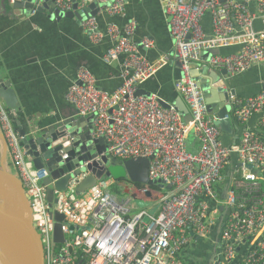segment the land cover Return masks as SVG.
Segmentation results:
<instances>
[{"label":"built area","instance_id":"1","mask_svg":"<svg viewBox=\"0 0 264 264\" xmlns=\"http://www.w3.org/2000/svg\"><path fill=\"white\" fill-rule=\"evenodd\" d=\"M70 2L55 0V5L65 11ZM160 2L180 62L174 86L187 104L189 122L173 105L163 106L158 94H135L170 56L164 54L150 61L140 49L152 48L154 43L148 37L140 40V46L135 43L134 21L123 27L110 24L105 34L96 31L94 18L81 23L91 38L107 36L112 40L101 59L107 64L120 60L122 82L117 89L105 91L84 67L65 93L79 116H93L90 135L104 138L108 154L119 160L150 158L149 179H162L171 185L154 215L146 208L131 214L138 207L132 197L120 198L108 189L122 182L126 185L120 187L122 193L128 189L138 199L149 201L145 196L149 186L102 178L85 193L76 194L85 175L80 174L68 181L65 190L56 192L64 240L55 242V221L48 213L47 190L42 182L47 170L35 168L27 160L20 135L0 99V131L29 196L44 264H183L176 258L179 251L192 234L203 237L208 233L219 205L226 209L220 237L224 259L230 263L237 247L245 244L242 259L234 264H264V190L259 181L264 178V89L240 96L230 85L236 76L264 64V0ZM107 9L111 16L126 15L124 0H112ZM206 16L210 18L209 32L203 27ZM212 49L226 53L202 59L201 52ZM191 62L216 72L226 71L224 84L212 86L222 96V100H215L217 110L226 108L222 117L216 110L207 111L204 93L189 75ZM218 120H229L232 132L222 131ZM233 127L241 128L237 142ZM190 136L198 142L196 151L188 149ZM227 165L230 171L225 177ZM221 184L224 193L219 191ZM145 216L149 217L147 223L143 222Z\"/></svg>","mask_w":264,"mask_h":264},{"label":"crops","instance_id":"2","mask_svg":"<svg viewBox=\"0 0 264 264\" xmlns=\"http://www.w3.org/2000/svg\"><path fill=\"white\" fill-rule=\"evenodd\" d=\"M96 1L102 4L105 2ZM79 2V8L85 6L83 0ZM124 3V17L111 16L108 7H100L92 17L95 19L96 31L105 34L110 24L123 27L126 22L134 21L135 43L140 46L143 37H148L154 43L152 48L140 49L150 61H155L164 54L170 56L169 61H176L160 0H124ZM3 7L4 4L0 0V77L10 82L27 117L40 111L63 114L65 117L73 115L77 109L65 99V93L75 81L80 68H88L95 77L97 86L105 91L111 92L121 85L120 60L107 64L101 59L112 46V40L107 36L100 40L91 38L75 18L58 20L50 18L47 13L35 11L26 16L21 11L12 12L10 2L5 3V9ZM71 7L72 1L69 9ZM257 26L261 28L260 22H257ZM203 27L207 32L210 31L209 16L204 18ZM178 76V69L174 65H166L159 69L153 78L142 83L141 87L172 101L176 95L182 98L174 86ZM233 79L230 85L236 89L238 95H254L262 90L264 64L254 66ZM209 83L210 86L213 85L211 78ZM239 130L241 131L240 127ZM188 142L194 151L198 149V142L192 136ZM0 163L17 173L9 151L3 152L1 138ZM117 186L123 188L126 185L119 182ZM223 188L224 184H221V193H224ZM151 190L155 199L162 193V189L157 187H151ZM148 200L151 206L156 204L154 199ZM225 214L224 207L222 212L214 215V224L209 226L205 236L190 233L188 244L179 251L176 258L183 264H229L224 257L221 261L222 256L218 253L223 229L222 218ZM243 252L236 260L242 259Z\"/></svg>","mask_w":264,"mask_h":264},{"label":"water","instance_id":"3","mask_svg":"<svg viewBox=\"0 0 264 264\" xmlns=\"http://www.w3.org/2000/svg\"><path fill=\"white\" fill-rule=\"evenodd\" d=\"M71 1V9L60 11L55 5V0H1L4 7L6 2H10L12 12L21 11V13L29 16L35 11L47 13L50 18L58 20L75 18L78 23H82L85 18L95 16L100 7H108L112 0L105 1L103 4L96 0H83L85 6L81 8H79V0ZM219 53H226V50L212 49L202 51L201 57L207 60L210 54ZM175 57L177 58L176 53ZM166 65H174L180 75L181 69L178 59L176 61H168L163 68ZM225 73V70L220 72L209 70L207 66H200L197 62L189 64V75L201 87L206 98L207 111L211 113L216 110L219 117H222L226 108L222 107L217 110L218 104L216 105L215 100L218 98L222 100V96L212 86L223 85ZM155 75L149 77L146 81ZM209 78L212 80V86H210ZM141 85L137 88L135 94L150 96L151 92L142 88ZM261 87L264 89V82L261 83ZM232 91L236 93L234 87H232ZM0 99L4 102L14 129L20 135V145L25 152L27 160H30L35 168L47 170V176L42 182L47 190L48 213L55 221V242L62 243L64 240L60 223L63 215L57 210L56 192L65 190L68 181L73 177L85 174L76 187V194L85 193L102 178H112L114 180L127 178L136 184L149 186L150 189L145 192V196L151 201L154 199L156 204L153 206H151L149 201L138 199L128 189H124L123 192L127 195L129 194L139 208H148L149 215L156 213L159 207V200L165 198L167 191L171 189V185L165 184L162 179H149L150 158L119 160L108 154L107 143L104 138H92L90 135L93 131L92 115L81 117L76 110L73 115L65 117L63 114H49L40 111L32 114L31 117H27L10 82L1 77ZM160 102L166 107L173 105L182 115L185 122L191 120L188 107L180 96L176 95L172 101L162 98ZM216 124L220 126L222 131L232 132L229 120H218ZM234 129V141L237 142L240 130L239 127ZM0 138L3 152L4 150L7 151L8 148L1 131ZM229 171L230 166L227 165L224 170L225 177H228ZM151 187L162 189V193H160L158 198L155 199L153 197ZM218 209L222 212L224 209L223 205H219ZM148 220V216L143 218L145 223ZM225 220L226 214L222 218V227H224ZM245 247V244L237 247V255L229 264H234L237 261L236 259L242 254ZM0 251L9 259V264H44L43 247L34 228L29 196L18 175L1 163ZM222 251L223 242L221 241L218 245V253L222 256L221 261L223 258Z\"/></svg>","mask_w":264,"mask_h":264},{"label":"rangeland","instance_id":"4","mask_svg":"<svg viewBox=\"0 0 264 264\" xmlns=\"http://www.w3.org/2000/svg\"><path fill=\"white\" fill-rule=\"evenodd\" d=\"M234 80V79H233ZM231 82H232V80H230V84H231ZM14 172V171H13ZM15 174H17L16 172H15ZM126 181H129V179H125ZM260 183H261V185H262V188H263V190H264V178H260ZM108 189L110 190V192L112 193V194H114V195H118L120 198H127V194H125V193H122L121 191H119L118 189H117V187L115 186V185H112V186H110V187H108ZM139 209V207H136V208H134L133 210H131L130 212H131V214H133V213H135V212H137V210ZM185 261V260H184Z\"/></svg>","mask_w":264,"mask_h":264},{"label":"bare ground","instance_id":"5","mask_svg":"<svg viewBox=\"0 0 264 264\" xmlns=\"http://www.w3.org/2000/svg\"><path fill=\"white\" fill-rule=\"evenodd\" d=\"M9 259L0 251V264H9Z\"/></svg>","mask_w":264,"mask_h":264},{"label":"trees","instance_id":"6","mask_svg":"<svg viewBox=\"0 0 264 264\" xmlns=\"http://www.w3.org/2000/svg\"><path fill=\"white\" fill-rule=\"evenodd\" d=\"M229 51H230V50H228L227 52H229ZM187 144H188V149H189L190 151H194L192 145H191L189 142H187ZM115 186L117 187V189H118L119 191H121L120 188H119V186H117V184H115ZM154 188H156V187H154Z\"/></svg>","mask_w":264,"mask_h":264}]
</instances>
